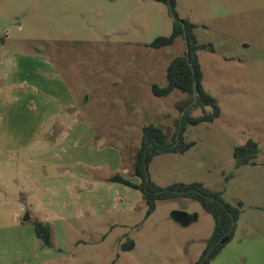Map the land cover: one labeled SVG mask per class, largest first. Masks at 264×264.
<instances>
[{"label":"rangeland","instance_id":"374dc122","mask_svg":"<svg viewBox=\"0 0 264 264\" xmlns=\"http://www.w3.org/2000/svg\"><path fill=\"white\" fill-rule=\"evenodd\" d=\"M175 11L155 0H0V163L9 162L0 176L21 174L33 165L27 158H37L36 185L22 200L29 209L0 177V264L199 259L215 225L199 202L159 200L145 218L141 192L108 181L115 173L133 178L145 125L161 126L169 142L177 130L190 95L157 97L151 86L166 85L186 41L149 46L171 34L175 17L195 23L198 42L213 45L198 55L221 115L187 124L184 139L195 145L155 156L151 179L223 191L242 212L233 240L210 264H264V210H256L264 206V0H175ZM249 139L260 151L237 167L234 149ZM176 210L189 215L186 223ZM36 219L51 226L52 246L37 237ZM128 239L135 247L123 250Z\"/></svg>","mask_w":264,"mask_h":264},{"label":"trees","instance_id":"16d2710c","mask_svg":"<svg viewBox=\"0 0 264 264\" xmlns=\"http://www.w3.org/2000/svg\"><path fill=\"white\" fill-rule=\"evenodd\" d=\"M166 4L172 14L176 16L175 0H155ZM177 17V16H176ZM173 20V29L168 36H159L149 45L152 48L171 46L177 38L183 37L186 41V52L174 57L167 66L164 86L152 84V92L157 97L170 95L175 89L189 94L190 98L181 107L182 115L177 122V130L173 134L172 141L167 140V133L156 124H148L142 128L141 146L136 153L133 164L132 177L138 178L139 183L120 173H115L108 178L110 182H117L130 188L139 190L147 205L145 218H148L157 208L159 200L173 198H190L201 204L206 212L215 220L213 231L206 241V246L195 264H210L223 248L234 238L237 222L241 215L240 206L226 201L223 191L207 187L202 182H175L168 186H161L151 179L149 165L153 158L164 153L184 154L192 146L194 141L187 142L183 133L187 124L197 125L211 123L221 115V106L216 97L207 92L203 85V72L199 60V51L204 48L214 50L213 45L200 44L194 33L196 24L187 20L176 18ZM186 31V36L184 32ZM192 66L195 68L193 71ZM195 84L198 85L199 95L196 103H193ZM201 109L200 114L194 115V109ZM260 151L259 144L249 139L245 144L236 146L234 158L236 166L248 164L255 159ZM35 233L46 246H52L51 226L36 219L33 221ZM135 247V241L128 239L122 243L123 250H131Z\"/></svg>","mask_w":264,"mask_h":264},{"label":"crops","instance_id":"0c3cea01","mask_svg":"<svg viewBox=\"0 0 264 264\" xmlns=\"http://www.w3.org/2000/svg\"><path fill=\"white\" fill-rule=\"evenodd\" d=\"M39 158L43 159L45 157H39ZM26 161H27V165L29 163H32L33 165H32L31 168L26 166L25 169L22 172L23 174L22 173L20 174L21 171H18L16 173H14V171H13L11 173V175L7 176L8 179H6L4 177V175L0 176V177H2L1 186H2L3 190H5L8 193L10 192L13 195L15 194L17 196L16 197V201H18V203L20 204V207H26V208L29 209V207L32 206V205H28L29 207L27 205L24 206L25 203L22 200L24 199L23 198L24 195L31 194V192L33 190L30 191V189H33L35 187V185H36V176H35V172L33 171L34 170L33 167H34V163L37 161V158H34V157L27 158ZM8 163L9 162H1L0 163V167L5 169L7 167ZM24 163H25V160H24ZM5 175H8V174H5ZM22 175H23V178L19 179ZM131 180H133L134 182H137V183H139V181H140L136 177H133ZM134 190H136V189H134ZM137 191H139V190H137ZM21 205H23V206H21ZM256 210L258 212H262L264 210V206H257ZM261 260L264 263V246L261 248Z\"/></svg>","mask_w":264,"mask_h":264},{"label":"water","instance_id":"95a60500","mask_svg":"<svg viewBox=\"0 0 264 264\" xmlns=\"http://www.w3.org/2000/svg\"><path fill=\"white\" fill-rule=\"evenodd\" d=\"M185 36H186V31L184 32ZM193 71L195 70V68L192 66ZM198 95H199V89H198V85L195 84V95H194V100L191 104L196 103L198 100ZM173 217L175 219H177L178 221H181L183 223L187 222V219H189V215L185 212V211H181V210H176L173 212ZM28 215L25 216V220H28Z\"/></svg>","mask_w":264,"mask_h":264}]
</instances>
